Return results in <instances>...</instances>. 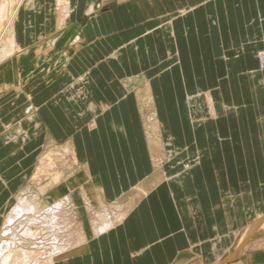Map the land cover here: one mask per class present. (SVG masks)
<instances>
[{
    "label": "crops",
    "instance_id": "obj_1",
    "mask_svg": "<svg viewBox=\"0 0 264 264\" xmlns=\"http://www.w3.org/2000/svg\"><path fill=\"white\" fill-rule=\"evenodd\" d=\"M55 1L62 9L27 3L15 12L0 59V223L38 169L43 144L65 143L83 171L65 194L81 213L84 242L50 264H264V177L237 183L233 127H218L250 99L264 101L255 56L264 48V0H131L94 14V1L77 13L69 0ZM140 79L153 99L177 97L169 110L184 123L207 110L211 119L187 139L170 133L165 117L159 142L144 143L131 134L139 123L128 121L133 109L122 98ZM256 118L253 158L264 174V114ZM192 148L200 162L184 168ZM91 207L113 211L108 226L96 229Z\"/></svg>",
    "mask_w": 264,
    "mask_h": 264
},
{
    "label": "rangeland",
    "instance_id": "obj_2",
    "mask_svg": "<svg viewBox=\"0 0 264 264\" xmlns=\"http://www.w3.org/2000/svg\"><path fill=\"white\" fill-rule=\"evenodd\" d=\"M91 1L95 2L94 14L99 11L107 12L131 0H69V7L75 9V13H77V9L85 8ZM26 4L28 8H42V10L50 8L52 12H54L55 9H62L63 6L62 4L57 5L55 0H0V50L2 45L8 43L9 40V31L1 35L2 31L7 26L9 16L14 11L25 9L27 7ZM74 19L76 20L74 26L76 27L77 24H82L84 17L73 16V20ZM15 20L11 22L10 29L13 27ZM60 33L61 31L58 33L56 32L52 34V36ZM52 36H42V39H45L44 41H49L52 39ZM76 36L77 34L75 33V37ZM257 51L255 52V56ZM46 67L48 66L46 65ZM258 69L264 70L259 67V64ZM38 76L41 77L40 74H38ZM42 78L43 82L49 83L51 76L49 74L48 76H42ZM147 82L148 81L144 79H140L133 84L129 83L128 89L131 94L122 97L126 102L127 100L130 101V104L125 103L124 105L133 109L132 111H126L127 118L129 119L128 121L134 122V120H136L139 123L137 131H134V128L130 127L131 134L143 138L144 143L153 145L151 143L155 142L157 144V142H159L161 136L164 135L166 131L161 124L162 119L165 117L173 124V127L169 129L170 133L187 137V139L196 135L194 134V129H196L198 125H201L199 120L211 119L212 114L209 110L205 113H201L202 115L197 113L200 117L191 113L190 117L186 120L187 125L185 126L186 123H184L183 118L180 117L181 114L177 110H169L175 107L174 104L176 103L177 97L159 96L153 99L152 96L146 94ZM257 92L258 91L254 93V97H257ZM251 94L253 95V93ZM251 97L252 96L249 98ZM115 98V101L114 99L110 101L112 104L117 102V99L121 97ZM203 99L207 109H209L208 104L210 97L204 96ZM252 100L253 99H250L246 102L245 110L242 109L238 111V109H236L234 112H228L225 117L220 119L218 127L219 131L223 134H225L226 131H232L231 126L233 127V133L236 137V142L233 146L237 155L233 161L235 180L239 184L243 180L247 181L249 178L252 185L256 186L259 181L258 173H262L260 176L264 177L262 164H259L260 161L257 158H253V155L257 153L254 149V141L258 139L259 134L256 117L260 114H264V101L261 99L259 101L256 100L254 103ZM234 103L238 105L239 101L237 97H235ZM179 125L180 127H178ZM260 130L264 135V126L261 127ZM199 134L202 136L205 135L204 128H201ZM238 136L239 138H237ZM240 137L244 141V144H241ZM156 144L153 147L155 155L162 152ZM241 147L244 148L246 156H244ZM71 150L72 149H67L65 143L55 144L46 142L43 144L39 152L40 163L38 169L35 174L30 177L26 190L17 194L12 203H10L6 213L3 215V222L0 223V264H5L4 262L2 263L3 256L13 254L15 258V255L17 256L20 252L21 254L18 255L15 260L12 258V261L10 260L6 264L10 262V264H38L39 262V264H50L80 249L84 242L83 229L79 223L81 213L79 209L71 206L70 199L65 193L67 184L73 181V175L81 179L83 178V171L77 163V160L73 157ZM192 151H194L193 148ZM203 151H208L206 145H203ZM195 152L196 151L189 155L190 159L188 158L184 161L182 164L184 168H189L191 165L200 162L199 159L201 158V154H195ZM34 200L37 204H41L39 206L40 208L33 206V208L23 207V209H21V205L24 203L22 201L34 203ZM33 203H31V205ZM89 210L91 223L95 227L97 226L96 229L105 227L104 223H107V215L113 217L112 210L99 209L97 207H91ZM26 257L27 259H25Z\"/></svg>",
    "mask_w": 264,
    "mask_h": 264
},
{
    "label": "bare ground",
    "instance_id": "obj_3",
    "mask_svg": "<svg viewBox=\"0 0 264 264\" xmlns=\"http://www.w3.org/2000/svg\"><path fill=\"white\" fill-rule=\"evenodd\" d=\"M31 1V0H30ZM21 2V1H20ZM6 8V7H5ZM14 14H15V11L14 12H12V14L9 16V19H8V21H7V26L4 28V30L2 31V34L1 35H3V33H5V32H7V31H10V25H11V21H12V19H13V16H14ZM2 19V18H1ZM11 35V34H10ZM7 38V37H6ZM11 38V36L9 37V39ZM12 38H13V36H12ZM1 40V39H0ZM13 40V39H12ZM9 41H11V40H9ZM8 41V42H9ZM6 42H7V40H6ZM3 44V43H2ZM13 45V44H12ZM14 46V45H13ZM13 46H11V47H13ZM9 49H10V44L9 43H6V44H4V45H2V48H1V50H0V59H2V57L6 54V53H8V51H9ZM12 51V50H11ZM10 53V52H9ZM6 56V55H5ZM4 58V57H3ZM67 198V197H66ZM36 200V199H35ZM34 200V203L33 202H31V203H33L32 205H31V203H29V202H27V201H22V202H24L23 203V205H21L22 207H21V209H23V207H28V208H33V206H37V207H39L41 204L39 203V204H37L36 203V201ZM16 202V201H15ZM38 202V201H37ZM41 202V201H40ZM42 203V202H41ZM36 204V205H35ZM68 204V203H67ZM43 205H45V204H43ZM36 207V208H37ZM58 207V206H57ZM40 208V207H39ZM65 208V207H64ZM55 209V208H54ZM38 210V209H37ZM9 214V213H8ZM55 214V213H54ZM120 218V217H119ZM93 219V218H92ZM107 220V219H106ZM109 221V220H108ZM18 222V221H17ZM109 222H107V224L106 223H104V226H108L109 224H108ZM113 223V222H112ZM101 226V225H100ZM97 227V226H96ZM106 229V228H105ZM35 242V241H34ZM11 243V242H10ZM12 248V247H11ZM23 249V248H22ZM21 254V252L19 253V254H17V256L18 255H20ZM26 254V253H25ZM28 254V253H27ZM16 255H15V258L17 257ZM28 256H29V254H28ZM58 256V255H57ZM62 256V255H61ZM65 256V255H64ZM12 258H14V255L13 254H8V255H5V256H3L2 257V263L4 262L5 264L6 263H8ZM15 258H14V260H15ZM21 258H22V256H21ZM30 258H31V256H30ZM29 258V259H30ZM18 259V258H17ZM25 259H27V257L25 258ZM32 260H34V259H32ZM12 261V260H11ZM11 263V262H10ZM9 263V264H10ZM14 263V262H13ZM32 263V262H31ZM40 263V262H39ZM38 263V264H39ZM15 264V263H14Z\"/></svg>",
    "mask_w": 264,
    "mask_h": 264
},
{
    "label": "built area",
    "instance_id": "obj_4",
    "mask_svg": "<svg viewBox=\"0 0 264 264\" xmlns=\"http://www.w3.org/2000/svg\"><path fill=\"white\" fill-rule=\"evenodd\" d=\"M256 57L258 60L259 67L261 69H264V49L257 51Z\"/></svg>",
    "mask_w": 264,
    "mask_h": 264
},
{
    "label": "water",
    "instance_id": "obj_5",
    "mask_svg": "<svg viewBox=\"0 0 264 264\" xmlns=\"http://www.w3.org/2000/svg\"><path fill=\"white\" fill-rule=\"evenodd\" d=\"M263 220H264V218H263ZM260 221H261V220H260ZM260 221H258V222L252 227V229H251L250 232L248 233V237L258 229V227H259V225H260Z\"/></svg>",
    "mask_w": 264,
    "mask_h": 264
}]
</instances>
